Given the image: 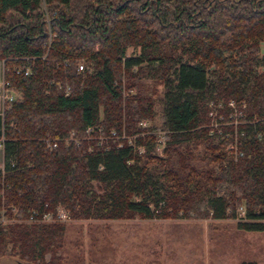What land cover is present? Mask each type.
<instances>
[{"label": "trees", "instance_id": "obj_1", "mask_svg": "<svg viewBox=\"0 0 264 264\" xmlns=\"http://www.w3.org/2000/svg\"><path fill=\"white\" fill-rule=\"evenodd\" d=\"M262 44L264 0H0V59L18 96L0 114V210L17 220L0 225V255L44 262L63 224L21 219L58 207L264 230ZM122 78L138 92L124 96ZM143 78L163 86L150 126L165 129L163 156L153 133L121 137L154 113ZM231 101L244 118L229 153L207 114L220 121Z\"/></svg>", "mask_w": 264, "mask_h": 264}, {"label": "rangeland", "instance_id": "obj_2", "mask_svg": "<svg viewBox=\"0 0 264 264\" xmlns=\"http://www.w3.org/2000/svg\"><path fill=\"white\" fill-rule=\"evenodd\" d=\"M135 52L134 49H127L128 54ZM122 80L124 96L138 92L136 87H124ZM138 82L144 83V92L150 93L154 99V113L141 118L147 121L148 130L142 131L138 119V131L129 138L140 132H145V135L155 131L154 140L156 134L165 131L161 128L150 129L151 125L161 124L163 86L151 78L139 79ZM207 115L208 128L213 133L223 135L225 149L229 153L234 152L231 143H234L235 135L231 132L236 131L244 117L236 118L233 112L231 117L225 115L218 122L214 114ZM14 212L12 209V215ZM12 215L8 216L1 209L0 225L17 221ZM21 222L31 223L25 218ZM54 222L63 224V229L53 240L51 249L45 252L44 262L20 259L15 252H7L0 255V264H48L46 261L51 256L53 260L50 264H264V230L240 229L236 226V218L69 217Z\"/></svg>", "mask_w": 264, "mask_h": 264}, {"label": "built area", "instance_id": "obj_3", "mask_svg": "<svg viewBox=\"0 0 264 264\" xmlns=\"http://www.w3.org/2000/svg\"><path fill=\"white\" fill-rule=\"evenodd\" d=\"M83 69V62L82 61H79L78 62V65H77V70H82ZM14 72L15 74H18L21 72V69L19 67H14ZM28 70L29 68H25L23 73L24 74H27L28 73ZM8 86H9V80L6 79L4 77V74H3V70H2V74H1V77H0V103H1V111L3 112V109L5 108L6 104L9 103L10 101H13L17 98V95L10 91L8 89ZM68 92V87L66 89V93ZM229 104L233 106V102H229ZM234 112L236 113V117L237 116H240L242 117L243 113L240 110H236V108L234 107ZM209 114H214L212 111H209L208 112ZM230 117L232 116V112H230ZM219 118H222V117H219ZM217 121V120H215ZM221 121V120H220ZM219 122V121H218ZM237 122V120H236ZM139 125L141 126L142 129H146L147 128V121L145 119H141L139 120ZM92 130L91 127H88L86 128V131L87 132H90ZM148 130V129H146ZM147 133L149 131H146ZM155 132V131H154ZM152 132V133H154ZM145 132H140L139 135H144ZM110 134L112 136H115V131L113 129L110 130ZM121 137H125L127 138V142L128 143H132V138H129V136H127L126 134H122ZM101 138V136L99 137V139ZM1 141H2V138H1ZM56 143L53 142H47V145L50 147L51 145H55ZM234 146V149H235V143H231V147ZM164 147H165V131L160 133V134H156L155 138H154V151H155V154L157 156H163L164 155ZM144 150V148L142 146H139L138 147V151L141 153L142 151ZM36 213L34 212L32 215H30L28 218H27V221L29 222H54V221H61V220H66L69 218V214L68 212L63 208V207H58L56 209V212L54 214L50 213V212H47V213H44L41 215L40 218L38 217H35Z\"/></svg>", "mask_w": 264, "mask_h": 264}, {"label": "crops", "instance_id": "obj_4", "mask_svg": "<svg viewBox=\"0 0 264 264\" xmlns=\"http://www.w3.org/2000/svg\"><path fill=\"white\" fill-rule=\"evenodd\" d=\"M3 70V60H0V76L2 74ZM2 113L1 111V103H0V114ZM1 138H0V168L2 167V160H3V152H2V143H1Z\"/></svg>", "mask_w": 264, "mask_h": 264}]
</instances>
